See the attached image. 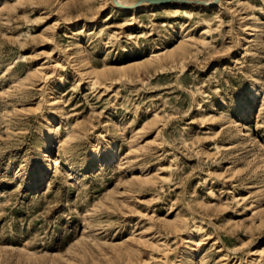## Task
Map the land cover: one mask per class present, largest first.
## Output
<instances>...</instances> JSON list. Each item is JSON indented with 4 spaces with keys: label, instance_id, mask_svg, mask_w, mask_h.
<instances>
[{
    "label": "rangeland",
    "instance_id": "1",
    "mask_svg": "<svg viewBox=\"0 0 264 264\" xmlns=\"http://www.w3.org/2000/svg\"><path fill=\"white\" fill-rule=\"evenodd\" d=\"M111 1L0 0V264H264V0Z\"/></svg>",
    "mask_w": 264,
    "mask_h": 264
},
{
    "label": "bare ground",
    "instance_id": "2",
    "mask_svg": "<svg viewBox=\"0 0 264 264\" xmlns=\"http://www.w3.org/2000/svg\"><path fill=\"white\" fill-rule=\"evenodd\" d=\"M119 4L122 5V8L121 7H118L115 2L112 0L111 2H113V5L117 6L118 8H121V9H125V11H129V10H126V9H131L135 6V2L136 1H130V2H127V1H123V0H117ZM139 1V0H138ZM145 5L149 4L145 1ZM202 3V2H201ZM114 6V7H115ZM143 6V5H142ZM140 6V8L142 7ZM139 8V7H138ZM264 84V74L261 75V77L258 79V82L257 84Z\"/></svg>",
    "mask_w": 264,
    "mask_h": 264
},
{
    "label": "water",
    "instance_id": "3",
    "mask_svg": "<svg viewBox=\"0 0 264 264\" xmlns=\"http://www.w3.org/2000/svg\"><path fill=\"white\" fill-rule=\"evenodd\" d=\"M115 2V4L118 6V7H121L122 8V5L118 3L117 0H113ZM147 3L149 4H164L166 2H168V0H145ZM145 1H139L136 3V6H140L143 2Z\"/></svg>",
    "mask_w": 264,
    "mask_h": 264
}]
</instances>
